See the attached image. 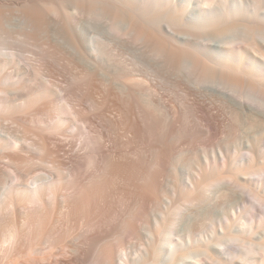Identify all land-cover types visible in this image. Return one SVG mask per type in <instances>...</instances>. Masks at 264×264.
<instances>
[{
    "label": "bare ground",
    "instance_id": "obj_1",
    "mask_svg": "<svg viewBox=\"0 0 264 264\" xmlns=\"http://www.w3.org/2000/svg\"><path fill=\"white\" fill-rule=\"evenodd\" d=\"M195 2L0 0V264L264 260L234 213L195 225L264 204V0ZM217 108L252 140L192 152Z\"/></svg>",
    "mask_w": 264,
    "mask_h": 264
},
{
    "label": "rangeland",
    "instance_id": "obj_2",
    "mask_svg": "<svg viewBox=\"0 0 264 264\" xmlns=\"http://www.w3.org/2000/svg\"><path fill=\"white\" fill-rule=\"evenodd\" d=\"M195 1L196 0H192V6L196 4ZM67 9L69 13L74 12V8L71 5L70 7L68 6ZM205 37L210 39V37L213 36L206 35ZM63 113H67V111H64ZM215 113V119L217 121L215 133L207 139H203L201 137L198 140H194L192 149H190L192 152H197L199 149L211 152V149L216 150L218 147L225 146L228 143L232 147H242L244 143L246 146L247 141L252 140V135H254L253 131L246 128V126L243 127L240 125V123L237 122L235 118L232 117V115H229L223 108H217ZM199 114L202 117H206L203 109L200 110ZM259 139L264 141V132L259 135ZM226 140L228 141L227 143H225ZM188 172L189 165L187 163L179 164L177 166L176 173L179 174L180 177L187 175ZM259 177L261 178H256L261 180L259 185L264 190V179H262V176ZM212 190L213 189L211 188V191ZM243 196V200L240 201L238 198H235L234 200L227 202L225 207L223 203L221 204V202L218 203L212 198H207L203 201V203H201V206L203 205V207L209 203L207 209L202 211L199 210L200 208H198L197 215L199 217L195 221L196 227H200L201 229L208 231L209 227L207 225L211 219L218 218L221 213L220 211L224 208L223 210H228L229 212L234 213V215L237 217L236 226L244 228L245 234H248L254 241L264 242V204L253 199L246 193ZM229 245L233 246L234 248L232 253L237 255L231 264H251L253 259L261 257L259 252H248L246 248L242 250L236 243L229 242ZM261 264H264V260L261 262Z\"/></svg>",
    "mask_w": 264,
    "mask_h": 264
}]
</instances>
